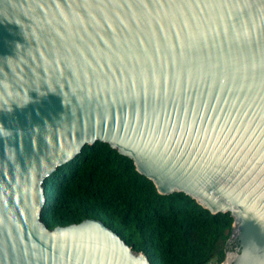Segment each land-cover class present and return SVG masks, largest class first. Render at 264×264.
Here are the masks:
<instances>
[{"label":"water","instance_id":"water-1","mask_svg":"<svg viewBox=\"0 0 264 264\" xmlns=\"http://www.w3.org/2000/svg\"><path fill=\"white\" fill-rule=\"evenodd\" d=\"M98 142L230 213L222 264H264V0H0V264H152L101 221L42 220Z\"/></svg>","mask_w":264,"mask_h":264},{"label":"trees","instance_id":"trees-1","mask_svg":"<svg viewBox=\"0 0 264 264\" xmlns=\"http://www.w3.org/2000/svg\"><path fill=\"white\" fill-rule=\"evenodd\" d=\"M49 229L94 219L152 264H222L234 218L212 214L184 193L161 195L134 162L98 142L45 181Z\"/></svg>","mask_w":264,"mask_h":264},{"label":"flooded vegetation","instance_id":"flooded-vegetation-1","mask_svg":"<svg viewBox=\"0 0 264 264\" xmlns=\"http://www.w3.org/2000/svg\"><path fill=\"white\" fill-rule=\"evenodd\" d=\"M236 248H237V246L234 245L233 247H231L230 250H231V251H238Z\"/></svg>","mask_w":264,"mask_h":264}]
</instances>
